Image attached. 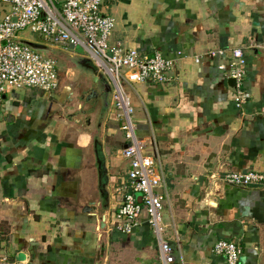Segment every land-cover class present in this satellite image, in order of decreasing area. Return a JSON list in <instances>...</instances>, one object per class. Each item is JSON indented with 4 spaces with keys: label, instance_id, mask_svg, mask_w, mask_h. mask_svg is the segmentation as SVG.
I'll use <instances>...</instances> for the list:
<instances>
[{
    "label": "crops",
    "instance_id": "obj_1",
    "mask_svg": "<svg viewBox=\"0 0 264 264\" xmlns=\"http://www.w3.org/2000/svg\"><path fill=\"white\" fill-rule=\"evenodd\" d=\"M102 12L116 21L112 43L174 64L166 84L124 86L136 135L163 171L161 233L147 214L131 234L116 227L129 141L110 81L70 51L78 80L91 77L102 95L94 110L63 74L54 92L0 99V254L9 264H162L163 240L173 264H225L214 251L224 240L242 248L240 264H264V186L222 180L264 174V0H107ZM236 49L245 61L243 105L218 68ZM219 51L225 57H209Z\"/></svg>",
    "mask_w": 264,
    "mask_h": 264
},
{
    "label": "built area",
    "instance_id": "obj_2",
    "mask_svg": "<svg viewBox=\"0 0 264 264\" xmlns=\"http://www.w3.org/2000/svg\"><path fill=\"white\" fill-rule=\"evenodd\" d=\"M106 1L0 0V5L6 7L0 20V99L5 93L18 90L54 92L60 85L57 60L22 44L21 34L38 35L47 46L81 51L109 79L117 119L129 141L123 155L130 161V170L120 188L123 201L115 214L116 227L124 234H131L147 214L149 223L160 235L164 197L158 191L163 184V171L154 152L151 153L136 135L134 109L124 86L166 84L174 64L161 53L143 56L137 49L112 43L116 21L103 14ZM232 54L231 61L221 63L218 68L235 80L238 100L243 105L248 99L242 90L245 61L240 49ZM217 56L225 57V52L209 55L210 58ZM222 180L232 187L264 186V174L260 172H229ZM136 194L142 196V203L137 202ZM160 250L162 264H173L174 250L170 244L161 240ZM214 251L225 259V264H240L243 254L239 244L224 240L215 245ZM0 264H9L7 257L1 254Z\"/></svg>",
    "mask_w": 264,
    "mask_h": 264
},
{
    "label": "rangeland",
    "instance_id": "obj_3",
    "mask_svg": "<svg viewBox=\"0 0 264 264\" xmlns=\"http://www.w3.org/2000/svg\"><path fill=\"white\" fill-rule=\"evenodd\" d=\"M5 10H6V7L0 5V20L2 19L3 15L5 13ZM21 36L34 39V40H36L37 43H42L41 39H38V37H39L38 35H34V34H31V33L25 32ZM56 48H58V49L47 48V49H51V50L50 51H45V53H42V52H40V53H42L44 56L55 58L57 60V62H58L59 69H61L60 70L61 72H59V74L60 75L63 74L64 76L67 75L66 77H69L70 81L72 83H75L77 89L80 90L82 93L92 89L93 82L91 80V77L84 76L83 79L80 78L78 80L79 77L77 76V73H76L75 68H74L76 66L73 65V62H72L73 59L75 58V56L67 54L68 52H70V50L69 49H65V48H61V47H56ZM64 50L67 51V52L65 53ZM78 56L85 57L82 52H78ZM77 62H78V65H79L80 62L79 61H77ZM68 67L71 68V70H69ZM82 70L83 69H80L81 72H82ZM84 73L87 74V71L86 72L84 71ZM100 74H102L104 77H106V79L109 81V79L107 78V76L103 72L100 71ZM110 87H111V94H110L111 98H114L113 87L111 85H110Z\"/></svg>",
    "mask_w": 264,
    "mask_h": 264
},
{
    "label": "water",
    "instance_id": "obj_4",
    "mask_svg": "<svg viewBox=\"0 0 264 264\" xmlns=\"http://www.w3.org/2000/svg\"><path fill=\"white\" fill-rule=\"evenodd\" d=\"M101 79H102V75H100V74L96 75L94 77V83L95 84H96V82L98 83V81H100ZM101 96L102 95L99 93L98 90L92 88L83 94L81 101L84 102L85 104H90L92 106V110H94L96 105L98 104ZM80 114H86V113L83 111V112H80Z\"/></svg>",
    "mask_w": 264,
    "mask_h": 264
},
{
    "label": "trees",
    "instance_id": "obj_5",
    "mask_svg": "<svg viewBox=\"0 0 264 264\" xmlns=\"http://www.w3.org/2000/svg\"><path fill=\"white\" fill-rule=\"evenodd\" d=\"M21 42V41H20ZM22 44H25V45H28L29 47H31L32 49H34L35 51H37V52H40L38 49H37V47L35 46V45H33V44H28V43H25V42H21Z\"/></svg>",
    "mask_w": 264,
    "mask_h": 264
}]
</instances>
